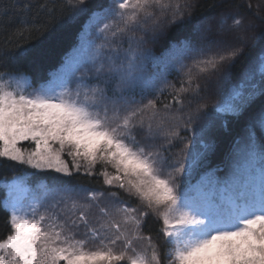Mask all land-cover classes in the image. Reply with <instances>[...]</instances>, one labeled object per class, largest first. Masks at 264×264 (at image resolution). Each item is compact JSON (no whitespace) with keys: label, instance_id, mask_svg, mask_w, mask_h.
<instances>
[{"label":"snow or ice","instance_id":"snow-or-ice-1","mask_svg":"<svg viewBox=\"0 0 264 264\" xmlns=\"http://www.w3.org/2000/svg\"><path fill=\"white\" fill-rule=\"evenodd\" d=\"M205 7L0 0L20 13L0 45V161L18 171L0 264H264V0ZM62 22L77 43L34 81L25 43ZM218 115L241 131L212 166Z\"/></svg>","mask_w":264,"mask_h":264},{"label":"trees","instance_id":"trees-1","mask_svg":"<svg viewBox=\"0 0 264 264\" xmlns=\"http://www.w3.org/2000/svg\"><path fill=\"white\" fill-rule=\"evenodd\" d=\"M10 2V0H6ZM19 4L29 2V0H16ZM31 2H43L49 5H59L60 0H31ZM95 3L107 2V0H93ZM206 5L205 13L212 11L211 5L216 0H201ZM236 3H242L243 0H235ZM253 5L261 3V0H252ZM20 19V13L18 9H14L8 13L7 18H0L2 25H0V45L4 41L12 36L14 29L18 26ZM65 23V22H62ZM78 27L70 26L65 23V26L61 27L60 24L54 26L49 33H45L43 36H33L30 42L25 43V47L32 49L34 53H37L36 58L32 65L26 69L28 73L33 77L34 81L47 77L49 71L54 69L60 63L62 57L71 51L73 46L77 43ZM169 39H175V36L170 34ZM23 43V41H21ZM260 46L252 48L248 56L241 62V65L233 70V83L236 82L239 73L243 70L244 66L252 62L260 52ZM159 51V49H157ZM175 82V77H170ZM228 87L223 86L220 91L217 92L215 97V103L219 104L226 99ZM167 98V97H163ZM241 123L234 120L228 115H218L215 117V123L213 129L208 135L204 137L205 143L215 142V151L210 154L209 162L212 166L221 165L223 162V155L227 152L232 140L240 133ZM18 174V171L9 167L8 162L0 161V181L7 178L11 179L13 175ZM93 183H87L85 180H80L79 183L86 184L88 187L99 188L102 186L101 182H98V178H92ZM102 181V178H99ZM4 198V191L0 188V201ZM8 213L0 205V237L5 235L8 231ZM150 227L155 233L156 225L151 224Z\"/></svg>","mask_w":264,"mask_h":264}]
</instances>
